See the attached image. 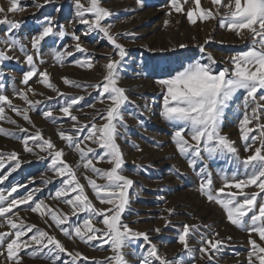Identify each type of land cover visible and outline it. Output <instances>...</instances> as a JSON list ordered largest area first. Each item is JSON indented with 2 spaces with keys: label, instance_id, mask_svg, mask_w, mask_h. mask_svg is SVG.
I'll return each mask as SVG.
<instances>
[{
  "label": "rangeland",
  "instance_id": "374dc122",
  "mask_svg": "<svg viewBox=\"0 0 264 264\" xmlns=\"http://www.w3.org/2000/svg\"><path fill=\"white\" fill-rule=\"evenodd\" d=\"M82 3L87 6L88 0H82ZM101 3L113 13L103 23L111 26V33L116 35L117 41L127 51L119 73V86L126 89V95L131 102L126 103L121 110L123 125H118L117 143L125 161L123 174L132 179L134 184L128 191L129 203L123 213V222L133 230L148 233L151 243L157 246L159 253L168 260L175 261V264L181 262L182 264H247L250 248L248 233L231 224L223 208L216 202H209L200 191V183L203 179L199 171L201 167L211 175L213 187L220 188L223 184L222 176L227 174L231 177L236 167L235 162L228 156L209 157L207 153H202L203 159L197 161L196 168L189 166V158L178 152L173 141L175 129L161 115L164 92L157 81L168 78L189 63L197 60L207 62L208 54L215 58L214 69L217 72L225 67L231 68L230 57L237 52L247 50L250 34L245 30L241 38L235 32L221 28L219 18L204 22L198 19L196 24L190 23L186 13L196 7L194 0H188L186 4L181 0L184 11L179 13L170 8L169 0H143L142 6L137 0H101ZM37 4L43 6L37 7ZM0 5L9 7L8 0H0ZM20 6L25 10L7 13V17L20 22V27L11 30V35L25 46L27 52L32 53L31 38L39 34L48 19H51L56 26L54 31L58 32L63 28L69 33L62 38L55 34L46 37L40 45V57L36 58L39 71L47 70L50 82L57 86L59 93L66 95L60 96L57 91L39 82L37 77H33L27 86L24 85L23 74L30 70L25 52L20 51L19 45L7 52L12 58L0 63V93L7 95L13 104L21 108H28L29 105L16 95L17 91L27 92L29 100L41 101V103L30 108L28 112L32 124L25 121L22 115L5 108L6 115L17 124H11L6 120L0 121V127L15 134L11 137L0 134V152L5 154V159L8 153H17L20 167L0 184V189L8 190L11 186L23 185L24 187L18 188L16 193H12L13 197L37 190L35 199L44 200L45 205L58 210V215L67 213L71 219L63 226L71 227L80 223L85 214L71 216L72 209L69 205L52 198L56 190L61 187V178L51 170V157L46 151L32 144L31 140L29 146L33 151H25L22 140L18 137L39 131L44 138H50L57 149H63V159L75 168L79 162V154L58 135L59 131L74 135V122L70 117L64 116L59 108L72 96L85 97L72 109V113L78 117L81 124L90 125L97 112L105 110L109 102L105 100L101 103L97 90L87 85H94L103 79L106 74L104 66L108 63L109 57L114 59L119 57L116 56L111 42L101 33L90 31L87 25L78 22L75 15V0H50L47 4L45 0H20ZM201 6L205 9L211 8L213 11L216 8L211 0H201ZM220 11L223 13L225 9L221 7ZM4 15L0 13V19H3ZM165 21H168L167 25ZM8 33L7 25L0 24V49L7 48L3 41L9 38ZM72 33L80 37L79 43L86 49V53L75 50L74 46L77 42L72 38ZM127 33H134V36L126 35ZM201 47L204 48L203 52ZM65 49L73 52L74 55L66 56L61 66L55 60V54ZM88 56L91 57L94 65L90 70L86 66L75 64L76 60H83ZM40 58L43 59V63H40ZM63 77L78 82L82 87L65 84ZM29 87L34 92H29ZM49 97L51 99H48ZM90 104L95 107H89ZM48 109L53 110L55 122L42 115ZM242 112L243 101L238 94L232 107L225 112L221 133L235 141L240 157L244 158L251 153L245 151V142L241 138L239 121L242 119ZM96 122L104 123L99 119ZM257 123L264 125V111L260 113L259 121H253L248 127L256 128ZM17 125L27 129V133H22ZM185 135L187 136V133ZM249 135L250 138L253 135L259 136L260 130L257 128ZM89 146L97 147L95 144ZM14 163L15 161L7 162L0 170V176L7 173ZM96 166L103 169L111 167L105 162ZM84 171L83 167L78 169L77 176L80 183L85 185L86 193L97 208L108 207L100 204L95 198L83 178ZM87 175L93 176L91 172ZM98 182L104 183L103 180ZM244 191L251 193L258 192L259 189L251 186ZM261 197H264V193H261ZM260 202L261 198L258 197L257 204ZM167 209L174 211L169 214ZM14 211L18 212L17 223L23 219L27 224H35L50 235H54L69 252L82 253L88 258L86 260L77 258L74 262L72 256L61 253L56 264H65V262L104 264L105 258L115 255L107 244L101 245L99 240L84 243L78 238L69 239L54 225L49 227V224H52L49 217H41L40 214L33 213L28 205H21ZM45 219L49 224L44 222ZM168 220L171 221L170 224H167ZM185 223L200 226L199 233H193L188 237L191 252H187L178 242V230ZM205 225L207 227H204ZM96 226L103 227L98 222ZM157 228L160 229L159 232L154 231ZM9 231L13 230L4 218L0 217V232ZM200 233H205L209 237L213 233H219L216 239L224 242V247L213 257L212 262H209L206 256L202 257L198 251L201 247ZM32 234L28 233V236L22 239H28ZM229 237L231 239H228ZM253 238L264 246V242L259 241L255 233ZM147 247L142 238L125 247L123 253L128 264H141V258ZM29 252L31 249L20 252L22 259L19 264H52L50 259L31 258ZM0 264H12L11 261L6 260V253L0 255Z\"/></svg>",
  "mask_w": 264,
  "mask_h": 264
},
{
  "label": "snow or ice",
  "instance_id": "6c2138e0",
  "mask_svg": "<svg viewBox=\"0 0 264 264\" xmlns=\"http://www.w3.org/2000/svg\"><path fill=\"white\" fill-rule=\"evenodd\" d=\"M50 0H45V4ZM141 6L143 0H137ZM188 0H184L186 4ZM216 6L213 9H205L201 6V0H194L196 7L187 11L186 15L190 23L196 24L199 19L201 22L219 18V26L228 31L235 32L241 38L245 30L250 34V44L245 51L237 52L230 57L231 68L225 67L220 71L214 69L216 60L211 54L207 56V62L200 60L189 63L182 70L168 78L157 81L161 86L163 95V105L161 115L165 120L172 124L174 130L173 141L178 152L189 158V166L196 168L198 160H202V153H207L209 157L228 156L235 162V170L231 177L227 174L222 176L223 184L220 188L213 187L211 175L201 167L200 174L203 177L200 183V191L209 202H216L226 213L227 220L244 230L249 236V254L247 264H264V246L253 238L255 233L259 241L264 242V125L257 123L256 128L248 127L253 121H259L260 113L264 111V0H211ZM9 7L0 5V13L5 14L0 19V24L7 25L9 29L8 37L3 41L6 49H0V63L11 59L7 52L12 51L18 45L20 51L25 52L27 64L30 70L23 74L22 83L28 85L33 77L47 87L57 91V86L50 82L47 70L39 71L36 66V58L40 57V45L46 37L58 35L65 37L69 33L61 28L58 32L54 31L56 27L51 19L46 21L45 26L39 34L31 38L32 53L27 52L25 46L16 38L12 37L11 30L18 29L20 22L8 19L7 13L24 11L20 6V0H8ZM170 8L176 12H183L184 5L181 0H169ZM37 7L43 5L37 4ZM76 17L80 24L87 25L90 31H98L114 47L116 56L119 59L109 57L108 63L104 66L106 74L103 79L94 84L87 85L97 90L99 101L104 103L107 100L108 106L103 111H98L93 117L92 123L81 124L76 115H73L72 109L83 101V96H72L65 100V103L59 108L64 116L70 117L73 123V134H66L59 131L58 135L67 142L79 154V162L75 168L63 159V149H57L50 138H44L39 131L35 134L18 137L22 140L24 150L32 152L33 148L29 146V141L42 151H46L51 157V170L57 177L61 178V187L56 190L53 199H59L64 204L71 207V216H78L84 213L85 216L78 224L71 227L63 225L69 223L71 217L67 213L58 215L57 211L45 205L44 200L35 199V192L31 190L23 195L13 197L18 188L23 185H14L10 189H0V217L4 218L7 225L13 231L0 232V255H5L6 260L12 264H19L22 257L21 251L31 249L28 254L31 258L50 259L52 264L60 259L61 253L72 256L73 261L77 258L88 259L82 253H72L58 240L54 235L40 229L35 224H27L23 219L17 223L18 212L14 209L21 205H28L30 211L38 213L41 217L47 216L51 219L49 227L53 225L59 229L62 234L69 239L78 238L81 242L90 243L99 240L101 245L107 244L115 254L112 257L105 258L104 264H128L125 259L123 249L136 240L141 239L148 245L144 255L141 258V264H175V261L168 260L159 253L157 246L151 243L148 233L133 230L127 223L123 222V213L129 203L128 191L134 184V181L123 174V165L125 163L123 152L117 143L119 135L118 125H123L122 108L126 103H130L126 95V89L119 86L120 69L122 61L127 55L125 47L117 41L116 35L111 33V26L103 23L107 18L113 15L112 11L102 6L101 0H88L87 6L82 0H75ZM225 11L221 13L220 8ZM169 15L171 12L168 13ZM168 21H165L167 25ZM77 42L75 50L86 53V49L79 43L80 37L71 34ZM119 35V34H117ZM126 35L134 36V33ZM208 43V41H205ZM180 47H186L180 45ZM201 51L204 48L201 47ZM73 52L65 49L63 52L55 54V60L62 66L66 56H73ZM40 58V63H43ZM76 65L87 67L89 70L94 67L90 56L83 60H76ZM65 84L82 87L78 82L62 78ZM29 92L34 90L29 87ZM259 93V95H257ZM238 94L243 101L242 119L239 121L241 138L245 142V151L250 155L241 158L238 149L235 147V141L228 139L221 133L223 117L227 109L232 107ZM16 95L24 100L29 107L21 108L13 104L12 100L0 93V121H8L16 125L17 122L5 113V108L11 109L17 115H22L23 119L32 124L28 112L41 101L29 100L27 92L17 91ZM48 99H51L49 97ZM95 107V105H89ZM249 109L251 111L249 112ZM42 115L45 118H51L55 122L53 110H45ZM102 120L104 123L98 124L96 120ZM17 127H20L17 125ZM260 130L259 136H251L250 133ZM22 133H27V129L20 127ZM187 133V136L185 135ZM0 134L14 136L15 134L0 127ZM89 144H95L93 148ZM257 144L259 146H257ZM83 145V147H81ZM141 150L142 149H138ZM0 152V170L7 162L15 161L12 167L3 176H0V184L8 179V176L20 167L18 154L11 152L6 154ZM105 162L111 165L108 169L97 167L96 165ZM83 167V178L91 188L95 198L102 205L108 207L97 208L93 200L86 193L85 185L80 183L77 176V170ZM91 172L93 176L87 175ZM103 180L104 183H99ZM255 186L258 192L247 193L245 188ZM236 189L238 191H230ZM7 193V194H5ZM11 197V198H10ZM258 197L261 202L257 204ZM43 206V207H42ZM62 212V210H60ZM169 214L174 210L167 209ZM11 214V215H8ZM251 214V215H249ZM103 225L97 227L96 223ZM171 221L168 220L167 224ZM166 224V226H167ZM204 227H207L206 225ZM35 230V231H34ZM159 232L160 229H154ZM200 226L183 224L178 230V242L183 245L187 252H191L188 237L193 233H199ZM33 233L28 239H22ZM219 233H213L211 237L205 233H200L201 247L198 251L201 256H206L209 262L224 247V242L216 239ZM228 239H231L229 237ZM46 250V251H45ZM67 264V262H65ZM99 264V262H98ZM182 264V262H181Z\"/></svg>",
  "mask_w": 264,
  "mask_h": 264
}]
</instances>
